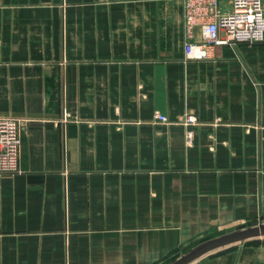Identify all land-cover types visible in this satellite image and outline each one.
Listing matches in <instances>:
<instances>
[{"label":"crops","instance_id":"1","mask_svg":"<svg viewBox=\"0 0 264 264\" xmlns=\"http://www.w3.org/2000/svg\"><path fill=\"white\" fill-rule=\"evenodd\" d=\"M186 40L180 0H0V264H171L264 224V41ZM190 264H264V237Z\"/></svg>","mask_w":264,"mask_h":264},{"label":"built area","instance_id":"2","mask_svg":"<svg viewBox=\"0 0 264 264\" xmlns=\"http://www.w3.org/2000/svg\"><path fill=\"white\" fill-rule=\"evenodd\" d=\"M184 5L187 58L207 59L214 56L221 44L257 43L264 41V0H180ZM200 31V39L196 33ZM155 118L167 121L157 112ZM186 125L196 124L194 113L184 115ZM194 131L186 132L187 144H192ZM20 122L13 117H0V172L15 169L20 146Z\"/></svg>","mask_w":264,"mask_h":264},{"label":"water","instance_id":"3","mask_svg":"<svg viewBox=\"0 0 264 264\" xmlns=\"http://www.w3.org/2000/svg\"><path fill=\"white\" fill-rule=\"evenodd\" d=\"M261 237H264V224L243 228L232 233H226L200 243L171 264H190L199 257L212 251Z\"/></svg>","mask_w":264,"mask_h":264},{"label":"rangeland","instance_id":"4","mask_svg":"<svg viewBox=\"0 0 264 264\" xmlns=\"http://www.w3.org/2000/svg\"><path fill=\"white\" fill-rule=\"evenodd\" d=\"M240 229H243V228H231L227 232H225L224 234H226V233H232V232H235V231L240 230Z\"/></svg>","mask_w":264,"mask_h":264}]
</instances>
